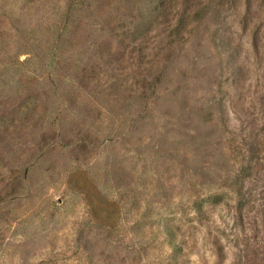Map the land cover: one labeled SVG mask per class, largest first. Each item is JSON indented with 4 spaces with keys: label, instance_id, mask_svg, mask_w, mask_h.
Masks as SVG:
<instances>
[{
    "label": "rangeland",
    "instance_id": "obj_1",
    "mask_svg": "<svg viewBox=\"0 0 264 264\" xmlns=\"http://www.w3.org/2000/svg\"><path fill=\"white\" fill-rule=\"evenodd\" d=\"M66 1L0 0V264H264V0Z\"/></svg>",
    "mask_w": 264,
    "mask_h": 264
},
{
    "label": "trees",
    "instance_id": "obj_2",
    "mask_svg": "<svg viewBox=\"0 0 264 264\" xmlns=\"http://www.w3.org/2000/svg\"><path fill=\"white\" fill-rule=\"evenodd\" d=\"M161 1V5L157 6L158 2ZM191 2L192 0H186ZM195 1V0H193ZM210 2V0H209ZM163 3L165 5V0H156L155 2H153V8H155L152 11V15L153 16H164L167 18V20L169 21V23H171L172 26V30L170 32V34L167 36V38L170 40L172 38H176L178 39L179 36L181 35L182 29L186 28L190 22H192V19H195L197 21H200L203 19V8L204 6H202L200 3L198 4L197 2L194 3V5L192 6L191 10H184L180 13H176V14H167L165 12V7H160L163 6ZM85 4V0H67L66 1V5H65V11H64V26L67 27L70 22H71V17L73 16L74 13L78 12L79 8H81L83 5ZM157 7H156V6ZM174 21V22H173ZM155 21H148L146 24L143 23V27L142 23H139L138 29L135 28V32H133V35H138L142 34L143 31H145L148 27H152L153 24H155ZM145 30H142V29ZM52 57L53 60L56 61V55L54 54V51H52Z\"/></svg>",
    "mask_w": 264,
    "mask_h": 264
}]
</instances>
